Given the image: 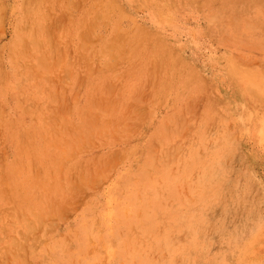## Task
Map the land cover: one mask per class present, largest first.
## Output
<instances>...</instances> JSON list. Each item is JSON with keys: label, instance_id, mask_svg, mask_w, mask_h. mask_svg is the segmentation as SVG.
I'll use <instances>...</instances> for the list:
<instances>
[{"label": "rangeland", "instance_id": "1", "mask_svg": "<svg viewBox=\"0 0 264 264\" xmlns=\"http://www.w3.org/2000/svg\"><path fill=\"white\" fill-rule=\"evenodd\" d=\"M0 264H264V0H0Z\"/></svg>", "mask_w": 264, "mask_h": 264}, {"label": "bare ground", "instance_id": "2", "mask_svg": "<svg viewBox=\"0 0 264 264\" xmlns=\"http://www.w3.org/2000/svg\"><path fill=\"white\" fill-rule=\"evenodd\" d=\"M147 140V139H146Z\"/></svg>", "mask_w": 264, "mask_h": 264}]
</instances>
